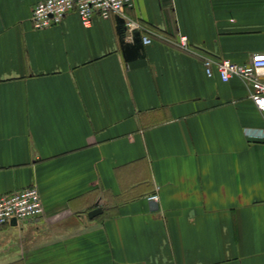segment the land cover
I'll return each mask as SVG.
<instances>
[{
	"label": "crops",
	"instance_id": "0c3cea01",
	"mask_svg": "<svg viewBox=\"0 0 264 264\" xmlns=\"http://www.w3.org/2000/svg\"><path fill=\"white\" fill-rule=\"evenodd\" d=\"M38 2L0 0V194L45 204L0 225V264H264V112L204 71L264 52V0H133L129 62L116 16L36 30Z\"/></svg>",
	"mask_w": 264,
	"mask_h": 264
},
{
	"label": "built area",
	"instance_id": "2783aa9c",
	"mask_svg": "<svg viewBox=\"0 0 264 264\" xmlns=\"http://www.w3.org/2000/svg\"><path fill=\"white\" fill-rule=\"evenodd\" d=\"M133 0H40L32 13V26L36 30H44L61 24L69 13L76 12L81 23L92 26L96 15L105 19L112 16H125L124 8L131 6ZM181 46L187 47V37L182 36ZM145 45L152 43L148 37L143 38ZM247 64H236L228 59L205 57L204 68L208 76L215 72L219 74L224 82L234 78H241L247 81L251 87L249 97L257 106V109L264 112V52L251 56ZM247 136L251 138H264V128L258 133L246 130ZM39 188L34 184L26 188L10 193L0 194V225L12 220L23 222L40 216L45 211V204L41 197ZM159 194L150 196V200L158 201Z\"/></svg>",
	"mask_w": 264,
	"mask_h": 264
},
{
	"label": "water",
	"instance_id": "95a60500",
	"mask_svg": "<svg viewBox=\"0 0 264 264\" xmlns=\"http://www.w3.org/2000/svg\"><path fill=\"white\" fill-rule=\"evenodd\" d=\"M117 18V22L118 23V30L120 33V39H121V49L123 52V56H124V61L125 62H129L132 61L137 58H141L145 56V45L142 41V38L140 37V35L138 33H134L132 34V42H128L126 40V32H127V28L125 26L126 22L125 19L121 16H116ZM102 209L101 208H97L92 210L89 213L90 217H94L97 214L101 213Z\"/></svg>",
	"mask_w": 264,
	"mask_h": 264
}]
</instances>
